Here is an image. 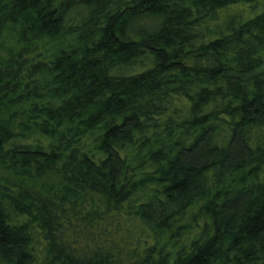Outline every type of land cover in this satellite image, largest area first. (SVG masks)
Wrapping results in <instances>:
<instances>
[{"label":"trees","instance_id":"obj_1","mask_svg":"<svg viewBox=\"0 0 264 264\" xmlns=\"http://www.w3.org/2000/svg\"><path fill=\"white\" fill-rule=\"evenodd\" d=\"M0 264H264V0H0Z\"/></svg>","mask_w":264,"mask_h":264}]
</instances>
